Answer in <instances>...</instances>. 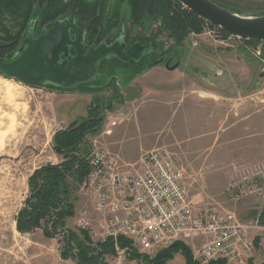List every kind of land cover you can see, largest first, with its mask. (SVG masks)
<instances>
[{
    "label": "rangeland",
    "instance_id": "obj_1",
    "mask_svg": "<svg viewBox=\"0 0 264 264\" xmlns=\"http://www.w3.org/2000/svg\"><path fill=\"white\" fill-rule=\"evenodd\" d=\"M64 1L67 0L58 3ZM215 1L240 16L264 17V0ZM42 12L43 8H34L21 42L4 56L5 60L17 58L53 26V22L41 24ZM128 15L126 4L107 0L103 44L112 47L123 43L121 47L127 48L114 47L103 62L87 64L83 74H87L88 81L64 85L45 77L26 76V80L0 74L1 79H11L19 85L10 96L0 82V264H76L64 258L62 236L48 237L43 227L20 232L16 220L30 196L31 175L38 168L64 161L54 149L55 133L82 114L88 115L84 101L75 102L68 93L72 91H79L85 98L89 94L86 91L95 92L92 106L96 99L115 97L117 105L108 112L120 120L112 129L121 137V143L111 144L113 131L103 136V126L88 139L98 140L99 146L122 165L138 168L145 151L167 149L183 167L184 182L197 208H226L234 210L242 222H264L263 195L234 198L230 191L232 183L242 184L245 177L264 170V41L242 39L223 44L204 35L203 28L191 32L182 45H177L160 31L159 23L133 25ZM4 17L0 18V35H4L3 27L18 29L10 16ZM56 20L77 25L84 33L85 47L94 48L85 34L86 23L71 14ZM78 35L76 29H70L72 42ZM135 45L141 46L138 56L145 54L143 70L161 65L147 73L146 83L126 88L125 95H119L118 87L92 90L113 84L117 74L128 76V65L123 63L130 59L121 55ZM257 48L260 55L255 53ZM76 54L70 44L68 55L62 53L58 63L63 65L64 59L72 60ZM167 63L169 67L178 66L172 69ZM67 105L71 109L66 112L70 123L63 115ZM77 189L71 196L72 201L76 199L77 217L66 221L67 227L75 230L82 211H92V201L80 187ZM108 264L137 261L124 254L109 256ZM168 264H184L183 255L175 256Z\"/></svg>",
    "mask_w": 264,
    "mask_h": 264
},
{
    "label": "built area",
    "instance_id": "obj_2",
    "mask_svg": "<svg viewBox=\"0 0 264 264\" xmlns=\"http://www.w3.org/2000/svg\"><path fill=\"white\" fill-rule=\"evenodd\" d=\"M204 35L223 44L245 39L208 21ZM255 53L260 55L261 50ZM119 121L107 112L104 132L110 133ZM88 160L90 170L80 190L92 201V211H82L78 227L94 241L113 238L119 255H124L126 249H120L117 242L124 237L131 241V248L149 258L181 242L199 264L218 260L248 264L255 254L254 225L242 222L234 210L197 208L184 182V169L169 150L145 151L135 168L122 165L93 140ZM230 191L234 198L264 196V170L245 177L242 184L232 183Z\"/></svg>",
    "mask_w": 264,
    "mask_h": 264
},
{
    "label": "trees",
    "instance_id": "obj_3",
    "mask_svg": "<svg viewBox=\"0 0 264 264\" xmlns=\"http://www.w3.org/2000/svg\"><path fill=\"white\" fill-rule=\"evenodd\" d=\"M129 7L128 20L133 25L159 23L160 31L177 45H182L191 32H200L206 20L183 8L178 0H119ZM0 0V18L8 15L18 29L11 31L3 27L0 35V57L17 47L27 29L29 19L35 7L43 8L41 24L55 23L61 15L71 14L76 20L87 24L86 37L90 44H103L106 30L103 17L107 0ZM5 18V17H4ZM3 20V19H2ZM252 42L261 40L250 39ZM1 74V73H0ZM3 75V74H1ZM100 101L90 105L88 115L72 122L69 127L55 133L53 145L56 153L64 158L59 164L38 168L29 179L30 196L26 207L19 212L17 229L29 232L43 227L48 237L62 236L63 256L71 258L76 264H108L109 256L119 255L113 238L104 242L92 239L87 230L67 227L68 218L74 217L75 204L71 200L73 192L88 175L90 166L88 154L91 141L88 136L101 130L103 122L99 120ZM118 246L126 249L125 255L137 264H168L180 252L185 264H199L193 259L191 250L181 242L160 251L149 258L131 248V241L119 237ZM208 264H226L225 260L212 261Z\"/></svg>",
    "mask_w": 264,
    "mask_h": 264
},
{
    "label": "water",
    "instance_id": "obj_4",
    "mask_svg": "<svg viewBox=\"0 0 264 264\" xmlns=\"http://www.w3.org/2000/svg\"><path fill=\"white\" fill-rule=\"evenodd\" d=\"M178 1L199 17L212 25L220 26L229 34L245 39L264 41V17L248 18L240 16L215 0ZM71 28L76 29L79 34L74 42L70 39ZM83 39L84 33L77 25L56 21L45 34L34 40L17 58L7 61L5 58L0 57V73L9 78L17 77L26 80V76L45 77L64 85H70L76 80L88 81L87 74H83L86 65L101 60V58L112 52L116 45L107 47L105 44H101L97 48H91L85 54ZM70 44L76 48V56L72 60H64L63 65L58 64V59L62 53L68 55ZM140 50L141 46L135 45L129 51H124L121 57L126 60L138 57ZM166 66L169 67V64L167 63ZM177 66L176 64L169 68L174 69ZM54 87L57 88V86ZM74 90H77V88ZM114 102L115 97L108 95L101 100L100 121H105L107 112L113 108Z\"/></svg>",
    "mask_w": 264,
    "mask_h": 264
},
{
    "label": "crops",
    "instance_id": "obj_5",
    "mask_svg": "<svg viewBox=\"0 0 264 264\" xmlns=\"http://www.w3.org/2000/svg\"><path fill=\"white\" fill-rule=\"evenodd\" d=\"M117 47H121V45H117ZM121 48L124 49V47H121ZM108 56H109V54L107 56L101 58V60L99 62H103V59H105ZM144 60H145V54L142 53L136 59H130L128 62L123 63V64L128 65L127 69L129 70L130 73H128V76H126L127 74L126 75L122 74V75H124V76H121L122 78L120 77V75L118 76V74H117V76H115L113 78V80H114L113 82L115 83V86H117V84H118L117 87L119 88V92H120L119 95L120 94L121 95L127 94L126 93L127 91L125 90L126 88L129 89L131 86L134 88V86H136L138 83H140V84L146 83L147 78H148L147 77V73H149V71L152 68L161 66V65H156L155 66L153 64V65L150 66L149 69L143 70L141 68V63ZM122 68L123 67H121V69ZM118 69H120V68H118ZM118 69H117V71H118ZM92 90H95V89H92ZM86 92L89 93L86 98L84 97V95H79L80 94L79 91H72V92H68V93L72 96L73 99H75V102L84 101L83 103L86 105L87 110H88L90 105H91V103L94 102V99H92L93 98L92 95L95 94V92L94 93H90L89 91H86ZM83 98L86 99V101ZM96 102H97V99H96L95 103ZM116 105H117V102H114V106H116ZM66 107L64 109L66 111L63 113L64 120H65V122L67 121V123H70L72 121L70 119H68V117L66 115V112H70L71 109H70V107H68V105ZM86 116H87V114H82L80 117L75 118V119L83 118V117H86ZM130 122H132V121H130ZM126 123H129V122H126ZM111 131H113V134L109 137V141H110L111 144H115V146H116V145L121 143V137H119L118 135L117 136L115 135L116 134L115 129H111ZM105 134H107V133L103 132V136ZM107 135H110V133H108ZM127 161H129V160H127ZM125 162H126V160H125ZM74 203H76V199L74 200ZM77 208L78 207L75 206L76 213H77ZM74 217H77V215L75 214ZM69 219H72V218H69ZM243 222L246 223V224H253L254 225V228L251 229V235L256 237V241H257V244H258L257 250L255 251V254L250 259L248 264H264V222L260 223L257 220H246V221L243 220ZM181 255H182L181 253H177L175 256L179 257ZM184 264H185V258H184Z\"/></svg>",
    "mask_w": 264,
    "mask_h": 264
},
{
    "label": "bare ground",
    "instance_id": "obj_6",
    "mask_svg": "<svg viewBox=\"0 0 264 264\" xmlns=\"http://www.w3.org/2000/svg\"><path fill=\"white\" fill-rule=\"evenodd\" d=\"M0 82L3 83L5 85V87L7 88V92L10 96H12V94L14 93V91L18 88V84L16 82H14L11 79H1L0 78Z\"/></svg>",
    "mask_w": 264,
    "mask_h": 264
},
{
    "label": "flooded vegetation",
    "instance_id": "obj_7",
    "mask_svg": "<svg viewBox=\"0 0 264 264\" xmlns=\"http://www.w3.org/2000/svg\"><path fill=\"white\" fill-rule=\"evenodd\" d=\"M122 44H123V43H122ZM122 44H121V45H122ZM118 45H120V44H118ZM97 47H98V46H94V48H97ZM128 47H129V46H128ZM125 48H127V45L124 47V49H125ZM118 49H119V47H117V45H116V50H118ZM89 50H90V49H88V48L85 47V52H84V53L86 54ZM134 53H136V52H134ZM134 53H133V55H135ZM64 60H67V59H64ZM64 60H63V61H64ZM58 64H60V63H58ZM103 87H105V85L102 86L101 88H92V89L100 90V89H108L109 87H111V88H116L117 86H115V83H113V84H111V85H107L105 88H103ZM100 102H101V101H100Z\"/></svg>",
    "mask_w": 264,
    "mask_h": 264
}]
</instances>
